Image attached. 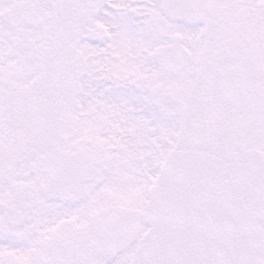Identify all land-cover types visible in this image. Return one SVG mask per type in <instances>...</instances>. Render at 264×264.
I'll return each instance as SVG.
<instances>
[{
    "label": "snow or ice",
    "instance_id": "snow-or-ice-1",
    "mask_svg": "<svg viewBox=\"0 0 264 264\" xmlns=\"http://www.w3.org/2000/svg\"><path fill=\"white\" fill-rule=\"evenodd\" d=\"M0 264H264V0H0Z\"/></svg>",
    "mask_w": 264,
    "mask_h": 264
}]
</instances>
